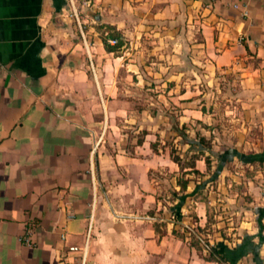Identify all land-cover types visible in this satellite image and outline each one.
<instances>
[{
  "label": "crops",
  "instance_id": "crops-1",
  "mask_svg": "<svg viewBox=\"0 0 264 264\" xmlns=\"http://www.w3.org/2000/svg\"><path fill=\"white\" fill-rule=\"evenodd\" d=\"M234 3L0 0V264H264V0L246 16ZM231 72L260 131L241 154L243 206L240 169L205 180L202 160L190 173L157 143L177 133L154 91L176 95L184 123L198 111L183 95ZM157 171L171 172L166 197ZM221 193L235 199L220 214ZM193 227L225 263L192 245Z\"/></svg>",
  "mask_w": 264,
  "mask_h": 264
},
{
  "label": "rangeland",
  "instance_id": "rangeland-1",
  "mask_svg": "<svg viewBox=\"0 0 264 264\" xmlns=\"http://www.w3.org/2000/svg\"><path fill=\"white\" fill-rule=\"evenodd\" d=\"M152 67L157 69L159 66L154 65ZM161 78L162 77L157 76L154 78L155 82L153 83L160 85ZM156 89L159 90L160 88ZM240 90L241 85L239 77L233 72L217 75L216 79H207L205 76L204 78L201 77L200 87L199 89H195V95H192V90L187 91L183 95L184 97L191 96L185 99V102L194 104L195 110L198 111L195 114L196 117H192L193 113L190 111V113H185V116L190 115L193 120L184 123H180L178 120L180 116H183V108L180 106V101L174 93L168 95L167 92L160 91V96L158 98L157 95L159 93L154 91L153 95L156 100L160 99L162 103H164L167 114L173 119L171 122V129H173L178 136H173L171 134L167 135L163 133L165 129L160 128L162 132L158 134V139L162 141H158L157 143L160 144L159 147L162 151L165 152V154H169L171 159H173V157L179 158V163L182 167H190L196 157L202 160L199 166H202L204 170L202 175L205 180L210 178L221 166H225L230 172L240 169L242 174H239L242 179H236L235 185L237 187L233 188V186H231L229 189H235L236 192L239 193V196L237 195L235 198H239L241 202L240 206H243L242 202L247 201L249 198L247 189L244 185L245 178L243 174H248L247 172L250 173L251 171L245 167V164H243L244 162H242L243 159L241 158L234 157L223 159L219 157V153L230 150H235L244 155L250 153L255 149L256 143L260 138L259 125L257 122L249 121L243 116L244 109L241 106ZM184 108L187 109V107ZM196 118H201V120ZM179 132H183L184 135L179 134ZM162 133L164 135H162ZM201 136L205 138V141H200ZM187 140H190L193 144L186 142ZM199 148H202L200 153L197 152ZM206 157L209 159V166L204 162V158ZM231 162L235 163L230 164ZM189 172H195L197 175V171ZM170 175L171 172H156V177L160 180L159 193L161 196L166 197L169 195L168 192L170 190L168 185ZM199 180H201V177ZM221 195L227 197L228 200L218 196L220 199L219 203L222 205L216 209V213L220 214L228 211L226 205H230L229 199H235L234 196H228V194L221 193ZM243 215L246 216L245 214ZM193 230L194 233H191V238L188 240L190 242L195 240L198 244L201 243L205 247V243H209V238H207L206 235L208 231L202 232L196 227H193ZM210 245L214 244L212 243Z\"/></svg>",
  "mask_w": 264,
  "mask_h": 264
},
{
  "label": "trees",
  "instance_id": "trees-1",
  "mask_svg": "<svg viewBox=\"0 0 264 264\" xmlns=\"http://www.w3.org/2000/svg\"><path fill=\"white\" fill-rule=\"evenodd\" d=\"M112 37H115L116 35H114V34H112L111 35ZM107 39L108 38H104V44H105V46H106V48L108 49V50H110V51H114V50H116V48H118L119 46H120V44H121V42H120V40H118L117 41V44L115 45V46H109V44H108V42H107ZM180 133V132H179ZM182 135H184V134H182ZM200 141L201 142H203V141H205V138H203L202 136L200 137ZM186 142H188V143H190V144H193V142H191L190 140H187ZM202 151V148H199L198 150H197V152L198 153H200ZM233 154H236L237 156H240V158H241V154L239 153V152H235V151H233V152H225V153H223V154H219V157L220 158H223V159H229V157L231 156V155H233ZM196 159H198L197 157L195 158V160ZM242 159H244L243 157H242ZM177 165H179L181 168H182V166L180 165V163H179V158H177V157H173V159H172ZM194 160V161H195ZM194 161H193V163L190 165V167H191V169H192V171H196L195 170V166H194ZM204 162H205V164L207 165V166H209V159L206 157V158H204ZM198 173V172H197ZM187 181L185 180V181H183L182 182V184H181V187H184V185H185V183H186ZM192 245L196 248V249H198L199 251H201V249L199 248V246H198V242L197 241H195V240H192ZM205 246H206V250H207V256H205V258L208 260H216V261H219V262H226V260H225V258H224V256L222 255V253L220 252V251H218V249H216V247L214 246V245H208L207 243H205Z\"/></svg>",
  "mask_w": 264,
  "mask_h": 264
},
{
  "label": "built area",
  "instance_id": "built-area-1",
  "mask_svg": "<svg viewBox=\"0 0 264 264\" xmlns=\"http://www.w3.org/2000/svg\"><path fill=\"white\" fill-rule=\"evenodd\" d=\"M249 1L250 0H244V3L241 5H239L238 3H234L233 7L234 8H238V7L243 8L241 10L242 15L246 16L248 13L247 12V4ZM79 2H80V6H79L80 8H90L91 4H92V0H79ZM77 10L78 9L74 10V15H75L76 19L78 18V11ZM117 41L118 40L115 38H108L107 39L108 44L111 46H115L117 44ZM32 234H33V228L31 226H28L21 236V242L27 246L32 245V241H31ZM208 245H210V244L208 243ZM205 248H206V246H205Z\"/></svg>",
  "mask_w": 264,
  "mask_h": 264
}]
</instances>
